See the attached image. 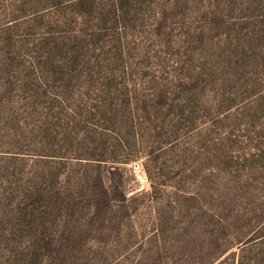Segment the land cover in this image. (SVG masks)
<instances>
[{"label":"rangeland","instance_id":"rangeland-1","mask_svg":"<svg viewBox=\"0 0 264 264\" xmlns=\"http://www.w3.org/2000/svg\"><path fill=\"white\" fill-rule=\"evenodd\" d=\"M116 2L0 0V166L29 163L39 132L62 134L84 109L75 129L91 141L61 148L105 151L118 168L110 193L129 207L92 234L91 263L192 264L208 213L264 210V169L247 159L264 0H127L99 16ZM116 103V123L103 120ZM3 216L0 264H21L6 252Z\"/></svg>","mask_w":264,"mask_h":264},{"label":"trees","instance_id":"trees-1","mask_svg":"<svg viewBox=\"0 0 264 264\" xmlns=\"http://www.w3.org/2000/svg\"><path fill=\"white\" fill-rule=\"evenodd\" d=\"M126 4L127 0H117L112 9L103 6L99 16L121 14ZM259 18L258 39L264 40V13ZM97 21L98 24L103 22L101 18ZM261 47L264 48V44ZM255 83L251 119L255 142L247 159L255 162L260 171L264 169V73ZM126 96V101L122 102L129 106ZM116 104L101 107L103 120L116 123L115 114L122 109L121 104ZM80 111L72 113V128L63 129L62 134L50 135L45 130L38 133L33 144L36 154L29 163L11 156L6 165L0 166L3 236L5 246H11L6 252L15 253L21 264H92L85 254L92 234L111 223L110 214L115 209H124L128 217L129 207L124 195L118 192L119 197L115 199L110 193L117 190L110 184L111 175L118 168L105 167L106 152L95 155L89 146L85 149L88 156H85L79 155V148H61L67 147V142L91 141L93 131L75 129L84 109ZM68 152L74 157L67 156ZM258 200L264 205V195ZM259 214L260 217L254 219L241 211L208 213V223L199 233L207 243L206 250L202 258L193 259L192 264H264V210ZM182 261L177 259L173 264H182Z\"/></svg>","mask_w":264,"mask_h":264}]
</instances>
